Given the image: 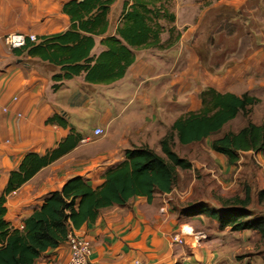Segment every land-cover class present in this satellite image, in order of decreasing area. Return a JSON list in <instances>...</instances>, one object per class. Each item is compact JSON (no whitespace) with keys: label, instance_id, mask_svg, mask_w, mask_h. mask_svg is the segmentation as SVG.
I'll return each mask as SVG.
<instances>
[{"label":"crops","instance_id":"0c3cea01","mask_svg":"<svg viewBox=\"0 0 264 264\" xmlns=\"http://www.w3.org/2000/svg\"><path fill=\"white\" fill-rule=\"evenodd\" d=\"M69 1L0 0V196L9 174L18 168L26 153L43 155L55 149L71 131L79 135L72 150L6 196L5 220L17 229L49 193L60 191L68 180L79 177L96 188L102 184L104 174L125 159L126 150L148 146L159 153L160 141L174 121L200 108L199 94L205 88L257 97L259 102L251 108V116L259 121L252 122L264 123V114H257L264 104V79L255 80V69L248 73L227 70L231 78L241 80L244 90L238 92L239 82L233 90L228 89V82L223 81L226 73L210 72L195 56L193 36L202 27L208 9L200 13L198 21L184 24L180 45L185 41L190 44L184 67L178 66L179 59H184L182 51L139 50L124 77L110 84L86 83L81 74L58 85L53 77L60 73L59 67L25 53L16 56L5 44L4 37L13 33L33 34L39 41L67 30L70 21L62 7ZM247 1L233 0L232 4L240 8ZM123 3L116 0L111 6L107 35H113L122 20ZM104 37L96 38L92 56L104 49L100 44ZM54 115L64 116L67 127L48 123ZM95 128H101L104 134L94 136ZM213 155L227 163L224 156L215 152ZM246 155L261 166L258 174L263 175L264 153H240L237 166L227 165L224 170L232 168L238 173ZM177 197L180 193L176 185L169 193L156 192L151 201L133 197L124 205L102 209L94 222L71 230L90 242L92 264H219L216 251L207 243L208 233L195 229L193 217L202 215L184 220L174 210ZM183 225L204 238L200 237L192 247V237L181 231ZM174 237L183 243L174 242ZM68 257L64 242L42 253L34 264H65Z\"/></svg>","mask_w":264,"mask_h":264},{"label":"trees","instance_id":"16d2710c","mask_svg":"<svg viewBox=\"0 0 264 264\" xmlns=\"http://www.w3.org/2000/svg\"><path fill=\"white\" fill-rule=\"evenodd\" d=\"M115 2L71 0L62 7L70 21L67 30L41 37L37 43L28 41L24 47L12 51L16 56L25 53L30 58L59 67L60 73L53 77L58 85L81 74L89 84H110L120 80L135 62L137 51L161 48L162 24L173 21L175 16L164 5L166 0H125L122 20L114 34L107 35L108 14ZM102 36L105 37L100 44L104 49L92 56L96 38ZM199 99L198 110L174 121L160 141L159 153L148 146L126 150L125 159L108 170L102 184L96 188L79 177L68 180L60 191L49 193L42 205L23 220V227L17 229L5 220L6 196L72 150L79 135L71 131L55 149L43 155L26 153L18 168L9 174L7 186L0 196V264H34L42 253L64 243L72 227L94 222L102 209L124 205L133 197H146L151 201L156 192L172 191L177 170L186 171L192 166L174 150L176 143L185 146L209 139V148L224 156L229 166L237 164L240 153H264V123L249 121L237 132L227 131L211 139L239 113L248 114L259 102L257 97L205 88ZM47 122L64 128L68 125L62 115H54ZM219 202L218 208L189 203L186 212L191 216H205L221 229L255 231L264 240V216H252L247 210L252 202L249 187L244 188L242 197L220 198ZM262 202L264 189L257 195V203Z\"/></svg>","mask_w":264,"mask_h":264},{"label":"rangeland","instance_id":"374dc122","mask_svg":"<svg viewBox=\"0 0 264 264\" xmlns=\"http://www.w3.org/2000/svg\"><path fill=\"white\" fill-rule=\"evenodd\" d=\"M232 3L233 0H166L164 5L175 18L162 24L160 49L173 48L176 54L182 51L184 59H179L178 66L184 67L189 57V41L180 45L184 24L198 21L200 13L208 9L202 27L198 28L193 36V51L195 56L200 58L201 65L220 75H224L228 69L244 71L243 73L255 69V80H263L264 0H248L240 8H236ZM226 74L223 81L228 82V89L233 90L239 80L231 78V74ZM239 85L237 91L241 92L244 90L241 80ZM262 105L259 106L257 114H264V104ZM250 112L239 113L211 139L227 131L237 132L249 121L258 123L259 119L252 117ZM209 141L203 140L185 146L176 144L174 147L178 155L190 161L192 165L191 169L186 171L179 169L177 174L175 185L180 197H177L174 203L176 213L182 215L184 220L188 219L191 216L190 212H186L189 203H203L207 207L218 208L220 198L242 197L247 186L252 197L248 212L252 216H264V202L257 203V195L264 189V174H258L261 166L253 157L246 155L241 159L243 168L238 173L232 168L224 170L228 163L221 162L216 155L217 158L214 157L213 152L209 151ZM261 156L264 158V155ZM222 159L227 161L224 157ZM193 220L197 223V231L208 233L207 243L216 251L219 264H264V240L257 232H234L228 227L221 229L219 224L205 216L193 217ZM200 237L204 238L201 234Z\"/></svg>","mask_w":264,"mask_h":264},{"label":"built area","instance_id":"2783aa9c","mask_svg":"<svg viewBox=\"0 0 264 264\" xmlns=\"http://www.w3.org/2000/svg\"><path fill=\"white\" fill-rule=\"evenodd\" d=\"M28 41L31 43H36L38 39L33 34L25 36L18 33L9 34L4 37V42L10 49L22 48ZM103 134L104 130H102L101 128H95L93 130L94 136H102ZM184 226H190L183 225L181 231L192 237L193 242H191V244L194 245L200 240V237H197L198 234H195L191 227L190 228L192 229V231L188 233L186 227ZM192 232L194 234H191ZM174 242L183 243V240L178 237H174ZM65 243L67 244L69 249V257L65 264H92V261L90 260L91 248L90 242L88 240L80 237L70 229L67 233Z\"/></svg>","mask_w":264,"mask_h":264},{"label":"bare ground","instance_id":"6f19581e","mask_svg":"<svg viewBox=\"0 0 264 264\" xmlns=\"http://www.w3.org/2000/svg\"><path fill=\"white\" fill-rule=\"evenodd\" d=\"M187 232L189 233L190 231H192V229L189 227V228H186ZM191 234H194L193 232ZM197 237H200V234H198Z\"/></svg>","mask_w":264,"mask_h":264}]
</instances>
